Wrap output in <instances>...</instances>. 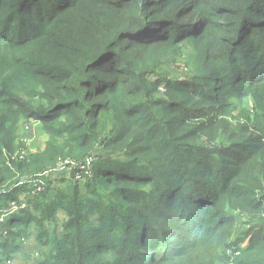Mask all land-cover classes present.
<instances>
[{"label": "trees", "instance_id": "trees-1", "mask_svg": "<svg viewBox=\"0 0 264 264\" xmlns=\"http://www.w3.org/2000/svg\"><path fill=\"white\" fill-rule=\"evenodd\" d=\"M185 42L201 74L159 92ZM89 156L84 202L49 203L44 173ZM40 181V264H264V0H0V212ZM35 218L0 224V264Z\"/></svg>", "mask_w": 264, "mask_h": 264}, {"label": "rangeland", "instance_id": "rangeland-1", "mask_svg": "<svg viewBox=\"0 0 264 264\" xmlns=\"http://www.w3.org/2000/svg\"><path fill=\"white\" fill-rule=\"evenodd\" d=\"M184 49L182 53H175L172 54L170 56H167L159 71H157L155 74L151 75L149 77V79L153 82L158 81V90L159 92H162L164 90V85L167 83V81H171L170 83H175L177 82L180 78L185 79V80H190L193 77H198L201 72L195 69L194 66V61H196V52L194 53V47L192 44H189L187 42L184 43ZM193 55V58L192 56ZM238 105V109L233 112L234 115H236V117L240 116L241 112H246L249 113L253 110L252 105L250 103V99L246 98L244 100H242L240 103L237 102L236 103ZM241 110V111H240ZM111 117V116H110ZM111 124V123H108ZM110 126V125H108ZM33 128L36 127L39 130V134L37 136V138H39V141H37L36 139L29 141V137L26 134V128ZM40 124L38 123V121H36L35 119L30 120L29 123H27V126L24 129L23 132V140L29 145L28 149L32 148L34 150H36L37 152H41L43 147H44V143L47 140V136L44 133L42 127H41V133H40ZM28 149H26V152L28 151ZM109 155L107 153L103 154L102 156H100L99 159V166L101 165H105L108 163V161L106 160V158ZM96 161V158H94V161L92 163L91 167V171L93 172V168H94V162ZM122 165H128V167H131L130 163L128 162V160H126V162L122 163ZM54 172V170L48 172L46 171L44 173V175ZM61 176H66L63 174V172H60L57 174V177H55L56 179H54V181L51 183L48 182V180H46L47 183V188L48 190H50L48 192V200L49 203H54L53 202V198L60 192V193H65L66 194V188L68 186L71 185H77L78 182L74 181V180H68V179H64ZM48 179V178H47ZM93 179H91L92 181ZM62 181H65V183H62ZM93 182V181H92ZM82 184L80 186V198L82 200V202H84L85 198H87L86 195V189H85V183H80ZM25 192H21L18 197H20L23 200V205L21 206V208L19 209H24V210H20V211H25L27 213V215H30L32 218L38 217V216H42V213L37 212L36 205H40L42 208H44L46 205L44 203V201L46 199H44L43 197L39 200H36L33 196H27L24 195ZM42 196V195H41ZM17 200H15L16 202ZM14 202V201H13ZM17 203V202H16ZM37 203V204H36ZM36 204V205H35ZM8 209L9 207H5L3 209H1L2 211L0 212V224H5L7 222L8 219ZM18 209V210H19ZM100 208H97V210H99ZM17 210V211H18ZM16 211V212H17ZM1 220H3L1 222ZM37 221L38 219L35 218L34 221L30 220L28 225H25L26 231H28V238H24L21 241V248L20 251L17 255V258H15V260L11 261V264H40V261L42 260L41 258V251H46L49 250V248H45L43 245H41V243L37 240L36 236L37 233H35L37 228ZM66 221V217L64 212L62 211H58L56 213V217L55 220H50L45 222L47 229L52 232L55 229L57 230L58 234H64L66 231L64 229V224ZM24 227V226H23ZM5 229L4 227H2V230ZM246 244H243L242 247H244ZM225 252H229L228 250H225Z\"/></svg>", "mask_w": 264, "mask_h": 264}, {"label": "built area", "instance_id": "built-area-1", "mask_svg": "<svg viewBox=\"0 0 264 264\" xmlns=\"http://www.w3.org/2000/svg\"><path fill=\"white\" fill-rule=\"evenodd\" d=\"M94 156H89V158L85 161V163H82L78 166H75L73 164H68V163H63L61 164L59 167H57L54 172L48 173L45 176V179L49 178V177H57V174L60 172H63L64 175L63 176L67 179L70 180H74L76 182H80L83 183L87 180H89L90 178H92V171H91V167L92 163L94 161ZM45 189V182L44 181H40V182H36L32 185V187L25 191L24 195L27 196H34L37 194H40L41 192H43ZM17 202V203H16ZM14 201L11 204L10 209L8 210V212H10L8 215H11L13 213H16V211L21 208V206L24 204L23 200L19 197L17 199V201ZM20 210H24V209H19ZM3 220H1L2 222Z\"/></svg>", "mask_w": 264, "mask_h": 264}, {"label": "crops", "instance_id": "crops-1", "mask_svg": "<svg viewBox=\"0 0 264 264\" xmlns=\"http://www.w3.org/2000/svg\"><path fill=\"white\" fill-rule=\"evenodd\" d=\"M26 134L29 137V141L32 142V140L36 139L37 141H39V138H37L38 134H39V130L36 127L33 128H26ZM40 133H41V127H40Z\"/></svg>", "mask_w": 264, "mask_h": 264}]
</instances>
